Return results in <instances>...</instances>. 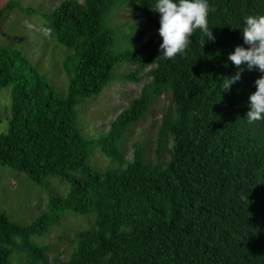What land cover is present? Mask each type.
<instances>
[{
  "label": "trees",
  "instance_id": "trees-1",
  "mask_svg": "<svg viewBox=\"0 0 264 264\" xmlns=\"http://www.w3.org/2000/svg\"><path fill=\"white\" fill-rule=\"evenodd\" d=\"M153 4L61 0L42 13L41 34L69 50L66 93L24 43L0 45V97L10 90L0 164L43 188H52L51 176L71 186L66 194L47 192L48 203L27 223L0 207V264H51L41 239L70 212L94 219L76 232L66 259L55 255L60 264H264V121L244 117L260 73L245 69L230 90L219 86L237 71L227 57L243 45L244 16L264 14V0H209L214 40L197 30L184 55L167 60L159 56ZM15 6L9 0L0 16ZM143 78L107 132L86 130L83 101L115 80ZM162 92L170 102L157 161L139 143L128 159V129ZM96 150L108 159L104 169L90 163Z\"/></svg>",
  "mask_w": 264,
  "mask_h": 264
},
{
  "label": "rangeland",
  "instance_id": "rangeland-1",
  "mask_svg": "<svg viewBox=\"0 0 264 264\" xmlns=\"http://www.w3.org/2000/svg\"><path fill=\"white\" fill-rule=\"evenodd\" d=\"M60 1L16 0V6L10 10H4L0 16V45L19 47L21 42L24 43L28 48L27 56L35 61L40 60L42 71L48 75L56 89L66 93L68 78L63 61L69 50L57 44L54 39L41 34L43 29L41 19L45 20L42 13L50 12ZM8 2L9 0H0V9ZM130 16L128 7H125L122 10L123 19H129ZM39 48H44V51L40 52ZM145 80L146 78H143L137 83L115 80L99 96L83 101L81 113L86 118V122L84 119L87 125L86 130L94 137H98L100 132H107L110 122L128 105L129 100H133L140 94ZM9 92V89H4L0 97V119H2L0 132L5 130L6 121L10 115ZM169 102L168 94L162 92L144 117L128 129L124 140L128 159H132L135 144L139 143L144 144L147 149L146 158L151 157L152 162L157 161V132ZM95 162L103 169L107 165L108 159L101 150H96L94 157L90 160V163L97 168ZM47 180L50 181V187L53 189L34 184L25 178L24 173L0 164V207L8 210L9 216L15 220L29 222L48 203L47 192L66 194L71 187L69 184L61 183L56 177L51 176ZM73 213H68L45 238L41 239L42 244L51 247L48 252V260L51 264H60L54 259L56 254L60 260L68 257L76 243L74 240L76 232L89 227L90 221L94 219L93 215L84 217L79 213Z\"/></svg>",
  "mask_w": 264,
  "mask_h": 264
},
{
  "label": "clouds",
  "instance_id": "clouds-1",
  "mask_svg": "<svg viewBox=\"0 0 264 264\" xmlns=\"http://www.w3.org/2000/svg\"><path fill=\"white\" fill-rule=\"evenodd\" d=\"M152 10L158 13L157 32L161 38L158 50L162 59H172L177 54L183 56L192 34L197 30L204 35L205 40H214L208 25L211 11L209 0H154ZM239 29L243 45H236L227 57L237 71L231 76H224L219 86L221 92L230 90V86L241 78V72L245 69H255L260 73L254 80L255 90L249 94L246 102L244 117L251 124L264 121V14L244 16Z\"/></svg>",
  "mask_w": 264,
  "mask_h": 264
}]
</instances>
